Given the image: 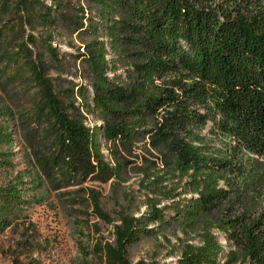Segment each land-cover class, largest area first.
<instances>
[{"label": "trees", "instance_id": "obj_1", "mask_svg": "<svg viewBox=\"0 0 264 264\" xmlns=\"http://www.w3.org/2000/svg\"><path fill=\"white\" fill-rule=\"evenodd\" d=\"M76 1L0 0V9L15 11L23 24L41 26L49 38L65 33L80 44L81 50L58 57L49 40L29 31L15 52L22 56L29 43H40L56 56L60 72L72 61L85 81L67 87L69 112L37 68L55 148L76 161L93 157L98 172L121 178L124 160L110 148L107 162L101 140L132 144L153 131L154 147L167 154L159 172L148 166L143 177L172 200L160 208L161 200L147 198V212L120 215L114 241L94 249L105 264H132L127 246L153 234L149 224L155 223L199 237L197 244L183 243L178 264H264V0ZM128 65L137 77L124 85L115 74ZM167 75L174 76L170 86L154 84ZM159 111L162 120L150 128V116ZM85 114L101 123L88 126ZM208 120L228 142V155L192 133ZM165 175L186 179L183 191L162 184ZM23 201L17 187L0 191V227Z\"/></svg>", "mask_w": 264, "mask_h": 264}, {"label": "rangeland", "instance_id": "obj_2", "mask_svg": "<svg viewBox=\"0 0 264 264\" xmlns=\"http://www.w3.org/2000/svg\"><path fill=\"white\" fill-rule=\"evenodd\" d=\"M223 1L213 0L215 4ZM29 31L49 40L57 48L58 57L63 52L81 50L79 42L67 34L54 32L49 38L41 26L31 28L21 22L15 11L0 9V191L17 187L24 200L8 214V223L0 227V264H105L103 254L94 245L114 241L113 224L118 223L120 215L140 216L147 212V198L151 197L161 200L160 208L171 203L160 184L148 186L143 177L148 166L159 172L167 151L163 155L154 147L158 136L153 131L132 144L102 139L105 160L112 163L111 148L126 164L121 178H109L94 167L93 157L76 161L55 148L53 134L48 132L49 119L41 106L44 88L37 68L52 81L69 112L73 109L68 104L67 87L85 81L76 75L77 67L72 61L67 63L70 70L60 72L56 56L40 43H29L22 56L15 54ZM136 73L128 65L119 66L115 75L120 83L129 85L131 75ZM173 79L174 76L167 75L154 84L170 86ZM160 112L150 116V128L162 120ZM85 116L88 126L101 123L94 115ZM192 128V133L204 137L213 152L229 154L228 142L217 134L211 120L203 127ZM185 180L165 175L162 184L181 193ZM182 197L183 194L176 199ZM149 226L155 227L153 234L142 236L126 248L132 264H178L183 243L199 242L198 236L192 237L175 225ZM216 236L222 245L226 244L222 233L216 231Z\"/></svg>", "mask_w": 264, "mask_h": 264}]
</instances>
